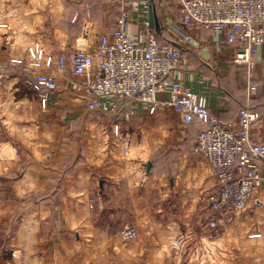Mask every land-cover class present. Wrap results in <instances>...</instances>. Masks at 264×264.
<instances>
[{
    "label": "crops",
    "instance_id": "crops-1",
    "mask_svg": "<svg viewBox=\"0 0 264 264\" xmlns=\"http://www.w3.org/2000/svg\"><path fill=\"white\" fill-rule=\"evenodd\" d=\"M122 1L131 5L130 33L143 34L148 30L157 39L177 45L175 47L181 51V61L176 74L184 87L206 97L210 113L222 123H236L238 112L244 106L257 110L260 119L251 135L257 142L264 144V43L253 57L255 67L247 69L233 63L238 47L226 44L224 34L216 35L201 27L189 30L179 27L177 0ZM86 4L91 6L88 16L84 11ZM119 4L109 3L107 0H0V58L25 61L27 48L33 43H38L47 55H64L67 59L75 50H91L102 35L114 30ZM151 6L163 27L161 35L149 27ZM76 13L78 15L74 18ZM35 32L38 34H34ZM54 77L56 90L48 95L47 106L41 108H70L63 124L71 123L75 127L74 135H70L69 139L61 135V145L53 153L59 163H64L65 158L74 154L72 165L75 172L69 178V183L76 186L77 181H84L91 193L100 181L101 189L105 191L124 180L128 189H133L137 183L134 184L133 180L127 182L126 179L133 176L140 179L143 173L141 168L147 163L151 164L149 170L157 163L165 164L167 169L176 171L169 180L173 194L179 195L183 207L187 206L185 213L180 217L175 215L174 218H180L187 227L181 252L188 253V256L182 258L183 263L264 264V236H252L264 225V161L259 162L261 185L247 201L245 210L217 213V229H211L208 226L212 216L208 197L216 187V180L208 160L195 152L197 134L201 129L196 121L184 124L170 107L149 115L138 103H129L124 107L127 120L119 124V133L115 135L114 124L111 125L107 116L102 113H87L84 103L70 93L68 83L72 75L69 71L60 75L55 73ZM252 83L257 84V89L249 95ZM32 95L40 105L39 96L34 93ZM49 150L41 154L49 155ZM27 153L32 154L30 149ZM46 166L29 162L23 176V180H32L33 173L37 171L39 183L35 187L41 194L50 192L53 184L48 177L55 174L61 165L54 167L48 164L53 169L44 170ZM62 201L57 199L55 202ZM66 202L71 200L67 199ZM85 220L84 226H87L92 217H86ZM202 225L205 227H200ZM69 226V232L75 237L74 243L49 247L27 245L26 252H38L39 255H27L28 264H79V259L80 263L84 261L85 264H90L97 262L98 256L94 252H107L109 248L117 253L118 264H142L141 255L145 249L135 247L133 240L122 239L121 233L126 228L117 232L111 228H83L77 224ZM194 226L198 227L194 229ZM170 228L174 231L176 229L175 225ZM171 229H162L161 233L171 236ZM205 229L213 232L212 241L203 236L195 238L204 231L207 232ZM81 235L84 239L79 242L77 237ZM112 236L121 242L119 240L110 244L114 240L110 239ZM169 245L146 247V250L156 253L155 258L150 256L146 264H161V253L162 258L170 255L171 262L178 263L177 257L170 254L175 250ZM47 252H54V257L48 261L45 260ZM191 252L196 254L191 255ZM103 258L104 255L101 259Z\"/></svg>",
    "mask_w": 264,
    "mask_h": 264
},
{
    "label": "built area",
    "instance_id": "built-area-1",
    "mask_svg": "<svg viewBox=\"0 0 264 264\" xmlns=\"http://www.w3.org/2000/svg\"><path fill=\"white\" fill-rule=\"evenodd\" d=\"M107 2L120 3L116 25L91 50H75L67 59L64 55H47L38 43H33L27 48L25 61L11 58L4 63L5 68L21 66L30 73L33 80L26 84L39 96L42 108L47 106L48 95L56 90V82L47 75L34 74L35 71L53 66L61 74L69 71L70 93L84 103L87 113L110 115L115 135L119 133V124L127 120L124 107L129 103H138L149 115L170 107L184 124L196 121L201 129L195 152L208 160L216 180V187L208 197L212 211L208 226L215 229L217 213L244 211L247 201L261 185L259 162L264 161V144L251 135L259 115L244 106L236 123H222L210 113L206 97L184 87L176 74L181 61L179 48L157 39L148 30L143 34L130 33L131 5L122 0ZM177 2L179 27L188 30L201 27L216 35L224 34L226 44L238 47L233 63L251 70L255 67L253 57L264 43V0ZM90 8L89 4L84 6L87 16ZM256 89L257 84H250L249 95ZM121 236L130 241L138 233L134 228H126ZM252 236H264V225Z\"/></svg>",
    "mask_w": 264,
    "mask_h": 264
},
{
    "label": "rangeland",
    "instance_id": "rangeland-1",
    "mask_svg": "<svg viewBox=\"0 0 264 264\" xmlns=\"http://www.w3.org/2000/svg\"><path fill=\"white\" fill-rule=\"evenodd\" d=\"M4 63L6 64L7 60L1 59L3 67L0 68L2 71L0 72L2 90L0 91V264H28L27 255L39 256L38 252H26L27 245L49 247L74 243L75 237L69 232V225L75 224L83 228H111L117 232L123 228H134L139 235L133 240L134 242H131L136 243L135 247L145 249L141 255L142 264H146L150 256L155 258L156 255L146 250V247H156L158 244L162 247L167 246L168 243L175 250L170 254L179 260L176 264H184L182 258H186L188 253L181 252V247L184 243L182 240H186L184 232L187 227L182 224L180 218L179 220L174 218L175 215L180 217L185 213L187 206L183 207L179 195L173 194L169 186V180L176 171L167 169L165 164L157 163L153 169L151 168L152 172L151 170L148 172L145 165L141 168L143 173L140 179L134 176L126 179L127 182L133 180L134 184L137 183L133 189H128L124 180L105 191L98 183L91 193L88 192L89 189L84 181H77L76 186L74 183H69V178L75 172L72 165L74 154L65 158L64 163H59L53 153L61 145V135L67 139L70 135H74L75 127L68 122L63 124L65 121L63 119L68 115L70 108L53 107L42 110L31 90L26 88V82L23 83L21 79V75H29L32 78L30 73L19 68L14 70V74L5 75ZM43 73L52 79H55V73L60 75L55 66L50 69L42 68L34 74ZM103 115L107 116L111 125L114 124L110 115ZM72 147L75 149V146ZM28 149L32 154L27 153ZM47 149H50L51 154H41ZM29 162L38 166L46 164L47 168L44 170L61 165L55 174H50L48 177L53 184L48 194L39 193L40 191L35 187L39 183L37 171L32 175L34 179L23 180ZM60 194L62 196L58 197ZM57 199L63 201L55 202ZM67 199L71 202H66ZM89 216L92 217V220H88L91 221V225L84 226L85 219ZM190 222L192 227L193 220ZM174 225L175 231L170 228ZM162 229H171L172 235L164 236L161 233ZM205 230L207 232L204 231L195 238L203 236L212 241L213 232ZM97 238L102 240L100 237ZM115 238L110 237L114 239L110 244L119 242L120 239ZM166 238L168 243L165 241ZM77 239L82 242L84 236L81 235ZM110 249L107 252H94L98 259L97 262L90 264H118L117 253ZM45 254L48 255L45 258L47 261L54 257V252ZM61 254H64L63 248ZM103 255L104 258L101 259ZM160 255L161 264H174L171 262L172 258L171 260L169 258L170 255L164 258L162 253ZM31 260L35 259L31 258ZM79 264L85 262L80 263L79 259Z\"/></svg>",
    "mask_w": 264,
    "mask_h": 264
},
{
    "label": "water",
    "instance_id": "water-1",
    "mask_svg": "<svg viewBox=\"0 0 264 264\" xmlns=\"http://www.w3.org/2000/svg\"><path fill=\"white\" fill-rule=\"evenodd\" d=\"M148 23H149V27L151 29H154L157 34L161 35V33L163 31V27L158 22L157 17L155 15L154 8L152 6L150 7V10H149ZM175 46H177V45H175ZM150 166H151L150 163L146 164V170L147 171H149ZM99 187L102 188V182L101 181H100Z\"/></svg>",
    "mask_w": 264,
    "mask_h": 264
},
{
    "label": "trees",
    "instance_id": "trees-1",
    "mask_svg": "<svg viewBox=\"0 0 264 264\" xmlns=\"http://www.w3.org/2000/svg\"><path fill=\"white\" fill-rule=\"evenodd\" d=\"M19 68H22V67L21 66H17V67H13V68H6L3 71H4V74L5 75L6 74H9L10 75V74H14L15 73L14 70L19 69ZM0 72H2V71H0ZM21 79H22L23 83L27 82L28 80H33L29 75H21ZM26 88L28 90H31V88L29 86H26ZM252 108L254 109V107H252ZM254 110L259 115V113L257 112V110L256 109H254ZM259 119H260V115H259Z\"/></svg>",
    "mask_w": 264,
    "mask_h": 264
}]
</instances>
